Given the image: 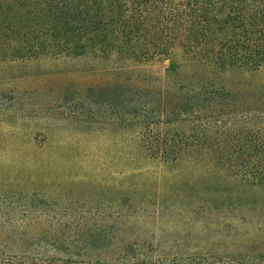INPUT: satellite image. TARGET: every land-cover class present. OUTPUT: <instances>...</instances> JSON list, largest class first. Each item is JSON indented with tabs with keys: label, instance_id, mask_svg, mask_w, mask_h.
<instances>
[{
	"label": "rangeland",
	"instance_id": "1",
	"mask_svg": "<svg viewBox=\"0 0 264 264\" xmlns=\"http://www.w3.org/2000/svg\"><path fill=\"white\" fill-rule=\"evenodd\" d=\"M7 25H0V203L34 190L57 216L112 230V249L137 242L168 258L264 264V185L204 159L197 128L204 116L264 112V68L205 70L199 79L188 68L169 83L168 60L137 64L91 51L17 58ZM203 77L215 92L193 85ZM160 106L167 116L157 120ZM172 136L184 142L178 150L164 142ZM162 152L176 159L163 161ZM0 250L11 252L3 243Z\"/></svg>",
	"mask_w": 264,
	"mask_h": 264
},
{
	"label": "trees",
	"instance_id": "2",
	"mask_svg": "<svg viewBox=\"0 0 264 264\" xmlns=\"http://www.w3.org/2000/svg\"><path fill=\"white\" fill-rule=\"evenodd\" d=\"M5 24L2 29L17 38L9 48L17 58L91 51L137 64L168 60L169 83L179 73L190 75L188 68L194 79L205 70L264 68V0H0ZM192 83L215 92V82L205 77ZM160 112L157 120L167 116L162 106ZM141 117L147 119H136ZM197 128L208 151L204 159L264 185V112L204 116ZM164 142L177 150L184 143L176 136ZM161 159L176 158L162 152ZM35 197L33 190L24 200L0 203V243L11 251L0 250V264H216L200 256L168 258L137 242L112 249V230L101 224L91 229L86 218L77 223L71 214L57 216L54 205Z\"/></svg>",
	"mask_w": 264,
	"mask_h": 264
}]
</instances>
